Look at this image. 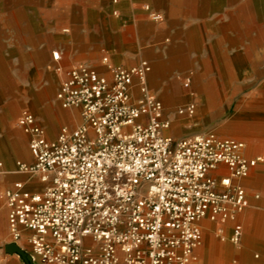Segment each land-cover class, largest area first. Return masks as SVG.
Listing matches in <instances>:
<instances>
[{
	"label": "built area",
	"instance_id": "built-area-1",
	"mask_svg": "<svg viewBox=\"0 0 264 264\" xmlns=\"http://www.w3.org/2000/svg\"><path fill=\"white\" fill-rule=\"evenodd\" d=\"M144 8L152 20L161 19L149 4ZM102 62L109 78L75 63L59 84L60 106L79 109L76 127L63 125L49 139L32 112L17 117L33 157L17 161V170L43 187L31 191L16 180L0 193L11 240L25 239L44 264H189L207 219L233 221L222 236L239 243L236 220L248 205L240 180L264 158L246 156L245 141L236 137L165 135L170 120L147 85L148 62ZM195 107L188 102L177 112L191 117Z\"/></svg>",
	"mask_w": 264,
	"mask_h": 264
},
{
	"label": "crops",
	"instance_id": "crops-1",
	"mask_svg": "<svg viewBox=\"0 0 264 264\" xmlns=\"http://www.w3.org/2000/svg\"><path fill=\"white\" fill-rule=\"evenodd\" d=\"M219 1L223 2V8L232 5L230 0H117V3L112 0H52V16L45 28L34 24L33 20L28 24L22 15L16 14V30L20 29L15 31L14 39L8 40L4 29L0 32V87L20 86L12 73L19 66H44L49 77L43 89L45 97L34 92L36 95L33 94V105L30 106L37 116L28 107L23 110L32 112L45 129L46 136L55 139L61 126L74 128L82 122L79 109L62 108L51 97L58 80L54 73L56 64L60 67L62 80L67 68L75 63L94 66L109 78L103 57L125 67L147 61L150 64L147 85L151 90L149 79L157 93L151 91L162 101L166 117L170 120V127L166 128L164 134L171 137L205 134L214 130L215 126L209 121L210 116L207 115L206 121L202 118L203 112H206L202 102L205 101L207 84L198 82L205 79L207 65L203 60L205 58H200L195 52V40L201 25L205 27L214 22L230 21L226 10L216 16L215 6ZM240 1L236 4L243 6V13L248 17L252 14V5ZM145 4L161 13V19L152 20L144 8ZM113 10H117V13L113 14ZM53 52L58 54L57 59L53 58ZM223 67L227 68L225 65ZM183 78L191 80L190 94L200 90L196 97H187L188 93L181 83ZM188 98L189 101L184 102ZM24 102L27 100L15 93L10 101L6 96H0V161L3 164L0 193L16 180L24 181L31 191H40L43 187L30 174L20 172L16 167L17 161H33L27 146L29 137L16 125V119L23 110L16 115L13 124L10 122L12 113ZM188 102H194L196 106L191 117L173 113L175 106ZM16 129L26 135L27 145ZM240 134L241 137L228 136L245 141L246 156L264 158V154L258 152L264 151V132ZM249 143L256 147V151H248ZM261 166H264V161L248 177L240 180L247 191L248 200V205L236 220L243 231L240 242L234 244L222 236L231 233L233 221L220 223L203 219V240L196 249V259L189 264H264V223L251 222L253 211L264 207V202L257 204L255 200L262 192L261 184H264V174L254 176L255 172L261 171ZM220 170L225 173V166H221ZM251 177L252 187L245 180ZM25 233L30 234V231L26 230ZM7 234V207L0 197V259L3 264H22V258L9 250L8 245L16 243L22 247L28 244L25 239L16 242L7 240Z\"/></svg>",
	"mask_w": 264,
	"mask_h": 264
},
{
	"label": "rangeland",
	"instance_id": "rangeland-1",
	"mask_svg": "<svg viewBox=\"0 0 264 264\" xmlns=\"http://www.w3.org/2000/svg\"><path fill=\"white\" fill-rule=\"evenodd\" d=\"M230 1L232 5L228 8L222 7V1H219L215 6L216 16L226 10V15L228 17L229 14L230 21L227 23L214 22L205 27L201 25L195 40V52L200 58H205L203 60L207 65L205 79L198 82L200 84L203 81L207 84L205 101L202 102L206 112H203L202 118L205 119L204 121L209 118V121L214 123L215 129L206 133L241 137L240 131L235 127L239 123L250 122L254 124L255 127L251 130V134L264 132V0L240 1L252 5L250 7L252 14L248 17L243 13V6L239 7L236 4L238 0ZM51 5L52 0H0V32L4 29L6 38L8 40L14 39L15 31L20 29L16 30V23L14 22L16 14L22 15L28 24L33 20L34 24L45 28L52 16ZM56 66L54 73L58 80L56 87L52 90V98H55L61 81V70L57 64ZM12 73L20 86L16 88L9 85L0 87L2 96H6L7 100L10 101L15 93L22 96L27 102H24L12 113L11 124H13L16 115L26 107L30 108L37 116L30 107L33 105V94L38 93L40 97H45L43 89L44 85L48 83L47 79H49L44 66H19V68L13 69ZM185 80L186 78L181 80L182 86ZM148 81L151 90L156 92L150 85L149 79ZM191 84L190 80L189 86ZM189 86H183L188 93L187 97L190 98V95L196 97L195 94H198L200 90H196L195 94H190ZM189 98L184 102L189 101ZM179 106L173 108L175 115H177L176 109ZM207 115L210 117L206 118ZM16 130L27 145L26 135L20 130ZM246 139L251 138L246 137ZM247 149L251 153L256 151V149L253 150L251 143L248 144ZM258 152L264 154L263 150ZM260 170V172H255L257 174L254 173V176L264 174V166H261ZM245 180L252 187V177ZM261 191L259 198L255 199L257 204L264 202L263 183L261 184ZM253 193L256 192L253 191ZM251 222L253 224L264 223V207L256 208L253 211ZM6 239H11L9 234H7ZM20 248L23 250L24 256L15 251L14 253L22 258V264H44L31 254L29 245L24 244ZM0 264H3L1 259Z\"/></svg>",
	"mask_w": 264,
	"mask_h": 264
},
{
	"label": "bare ground",
	"instance_id": "bare-ground-1",
	"mask_svg": "<svg viewBox=\"0 0 264 264\" xmlns=\"http://www.w3.org/2000/svg\"><path fill=\"white\" fill-rule=\"evenodd\" d=\"M188 80H189V83H190V78H187ZM262 106V105H261ZM182 106H180V107H178L177 109H176V113H177V115H186L185 113H178L177 112V110H179L180 108H181ZM170 127V126H169ZM235 127H237V129L240 131V132H243V133H246V132H249V131H251L254 127H255V125L254 124H252V123H247V122H245V123H239V124H237ZM166 130V129H165ZM164 130V131H165ZM252 139V138H251ZM256 149V147L253 145V150H255Z\"/></svg>",
	"mask_w": 264,
	"mask_h": 264
},
{
	"label": "water",
	"instance_id": "water-1",
	"mask_svg": "<svg viewBox=\"0 0 264 264\" xmlns=\"http://www.w3.org/2000/svg\"><path fill=\"white\" fill-rule=\"evenodd\" d=\"M8 249L19 253L21 256H24L23 250L19 246H17L16 243L9 244Z\"/></svg>",
	"mask_w": 264,
	"mask_h": 264
}]
</instances>
